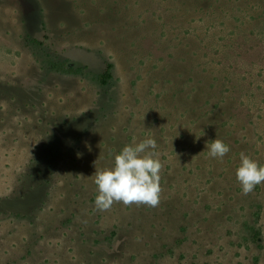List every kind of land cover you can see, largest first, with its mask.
I'll return each mask as SVG.
<instances>
[{"label": "rangeland", "instance_id": "374dc122", "mask_svg": "<svg viewBox=\"0 0 264 264\" xmlns=\"http://www.w3.org/2000/svg\"><path fill=\"white\" fill-rule=\"evenodd\" d=\"M146 138L159 206L98 210ZM241 152L264 165V0H0V264H264Z\"/></svg>", "mask_w": 264, "mask_h": 264}, {"label": "clouds", "instance_id": "9594fccd", "mask_svg": "<svg viewBox=\"0 0 264 264\" xmlns=\"http://www.w3.org/2000/svg\"><path fill=\"white\" fill-rule=\"evenodd\" d=\"M156 148L154 138L126 145L115 155L114 167L95 170L94 182L98 188L95 207L98 210H109L114 203H123L125 206H159L163 192L160 185L163 164ZM229 151L224 141L214 139L208 155L222 160ZM235 175L242 193L248 195L257 185L264 183V165L241 152L240 165Z\"/></svg>", "mask_w": 264, "mask_h": 264}, {"label": "trees", "instance_id": "16d2710c", "mask_svg": "<svg viewBox=\"0 0 264 264\" xmlns=\"http://www.w3.org/2000/svg\"><path fill=\"white\" fill-rule=\"evenodd\" d=\"M111 68H112L111 63H106L105 69L103 70V72H102V74L100 76L101 77L100 81H101L102 84H106L107 81L111 78ZM254 207L256 209H258L259 211L262 210V205L261 204H257ZM253 231H254V228L252 227L251 232L253 233ZM257 235H259V232H255L254 238Z\"/></svg>", "mask_w": 264, "mask_h": 264}]
</instances>
